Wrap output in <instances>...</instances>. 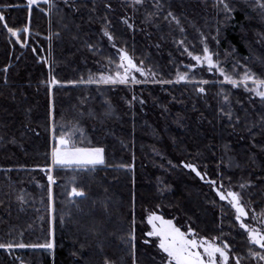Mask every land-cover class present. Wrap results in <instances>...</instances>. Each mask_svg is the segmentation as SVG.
<instances>
[{
    "label": "trees",
    "instance_id": "obj_1",
    "mask_svg": "<svg viewBox=\"0 0 264 264\" xmlns=\"http://www.w3.org/2000/svg\"><path fill=\"white\" fill-rule=\"evenodd\" d=\"M234 2L242 6L240 1ZM52 3L55 6L50 11H45L48 3H40L29 14L27 0H0L9 26L29 23L31 28L24 36L28 46H22L0 22V242L14 239L18 244L40 245L45 237L52 238L49 229H55L51 251L30 246L0 249V264H105V259L112 264H132L127 234L133 215L137 264H153L140 243L149 210L175 218L185 229L191 225L201 234L222 236L235 255L249 260V242L229 206L181 161L196 164L222 186L241 192L244 203H254L261 213L264 124L260 116L264 115V102L249 97L242 87L221 83L216 72L188 69L186 51L202 53L203 34L214 59L226 72L233 71L235 65V74L242 73L247 64L264 77L262 16L255 17L236 5L234 19L225 24L223 13L213 8V0H144L135 8L133 0H75L76 9L63 0ZM121 8L132 15V31L121 20ZM156 11L159 15L146 16ZM169 11L179 18L180 25L165 19ZM105 21L111 22L107 27L116 46L155 73L153 84L114 86L117 92L113 93L111 86L94 82L100 72L115 70L116 64H110L109 58L118 63L100 35ZM180 40L187 45L186 51ZM5 64L10 65L7 83L2 71ZM50 67L57 79L77 83L54 86L50 96L48 86L42 83ZM178 70L195 75L196 81L176 82ZM90 76L93 82H88ZM200 86L206 92L200 93ZM222 87L230 94L239 122L219 112L220 107L228 110L222 103ZM129 92L143 98L145 115L135 108V102L128 104ZM108 101L111 108L106 111ZM53 105L56 123L71 126L78 121L83 130L82 137L76 138L80 146H102L106 161L93 169L53 171L57 178L52 185L54 225L47 181L41 168L32 167L48 162ZM125 164L134 167L124 168ZM248 180L253 183L241 188ZM73 187L83 193L72 196ZM21 194L23 201L17 199Z\"/></svg>",
    "mask_w": 264,
    "mask_h": 264
},
{
    "label": "snow or ice",
    "instance_id": "obj_2",
    "mask_svg": "<svg viewBox=\"0 0 264 264\" xmlns=\"http://www.w3.org/2000/svg\"><path fill=\"white\" fill-rule=\"evenodd\" d=\"M66 5H70L72 9H76L77 5L75 0H63ZM38 0H27V7L29 9V14H31L32 7L37 5ZM144 0H133V7L135 8L138 4H143ZM49 7L45 11H50L55 5L52 3V0H48ZM111 8V4L108 5ZM214 7L218 9L219 12L223 13L224 20L223 23L227 24L234 19L236 12V4L234 0H214ZM256 7L261 10L262 19H264V0H256ZM159 4H157V9ZM153 15H159V11L148 12L146 16L151 18ZM175 21L177 25H180L179 18L171 11L167 12L165 19ZM121 20L124 21L128 27H134V23L129 22L128 17H121ZM0 22H3L2 26L7 30V32L15 37V40L18 41L22 46H28V40L24 38L25 34H30L31 28L30 24L26 23L19 27L9 26L7 23L5 12L0 10ZM110 21H105L106 27L103 29L104 35L109 38L110 41L114 40L112 32L108 30L107 25ZM183 31V28H181ZM217 36L215 37L217 45H219V33L220 28L216 29ZM52 33H49V39L51 40ZM203 43L202 53H195L192 51H187V55L192 57L197 63H189L186 65L188 69L197 68L199 65H207V70L209 72L219 69L223 81L227 82L234 88H244L248 93L249 97L255 96L259 97L262 102H264V77L258 76L252 69L248 68L247 64L244 65V71L239 74H230L225 71V69L220 65V62L214 59V53L210 50L207 44V37H204L201 34ZM179 44L184 45V41H178ZM89 48L94 46L89 44ZM185 50H187V45H184ZM33 52L36 49L33 47ZM49 51L51 49L49 48ZM41 60H45V57H40ZM109 63L116 64L114 73L109 74L107 72H100L95 79V83L100 84H133L140 83V80L137 79L135 73H140L143 75H149L144 67V62L141 60L139 64L133 58L132 55L125 48H120L118 52V63L112 61L109 58ZM239 63L238 61L236 62ZM10 65L5 64L3 67V79L4 82L8 81V71ZM235 71V65L234 69ZM155 76V73H151ZM196 81L195 75L189 76L188 72L177 71L175 76V81ZM88 82H93V78L90 76ZM165 81H160L164 83ZM48 86L49 95H52V90L54 86H63L64 84H76L77 81H61L57 79L56 75L53 74V70L49 68V74L46 81H42ZM167 83H172V81H167ZM201 84L208 83V81H199ZM198 91L200 93L206 92V89L203 86H200ZM221 93H225V89L221 88ZM15 98V97H13ZM107 99V98H106ZM137 97L133 96L132 100L127 101L131 106L133 100H136ZM141 103H143V98L139 97ZM222 103L228 108L225 110V107H220L219 112L227 117L230 121L239 122L241 117L239 115L233 114L231 108L230 94L225 93L222 97ZM111 108V102L108 101L107 110ZM30 111V109H29ZM52 123L50 126L51 136H52V145L50 152L47 154V160L44 165H33L34 168H41L46 171L47 175V195H48V209L51 216V221L54 225L56 221V206L53 200L52 194V185L57 182L56 176L53 174L54 170L65 169V168H88L89 166L95 167L96 165L105 164V149L102 146H89L83 147L80 146L78 141L74 138L76 132L82 131L79 128L77 121L71 126L67 124L58 125L55 120V111L54 105L53 110L50 113ZM260 122L264 124V115L260 116ZM235 127V123L232 125ZM251 132V129H248ZM255 135V133H252ZM2 139V138H0ZM255 143V141H253ZM227 148V145H225ZM183 166L187 169H191L196 173V175L206 183L212 185L215 189L216 194L219 196L220 200L226 201L228 205L234 209V219L239 222V228L244 231L246 238L249 242V247L247 249L248 253L252 257L257 258V264L259 262H264V210L261 213L256 214L255 209L251 208V205L244 203V198L241 192L229 188H223L222 183H219L216 179H213L208 173L201 172L196 164L191 162L181 161ZM21 168L26 167L25 165H20ZM124 168L132 169L134 165L125 164ZM39 183V182H37ZM162 183V181H161ZM253 182L251 180L246 181L244 184H241L240 187L244 188L246 185H250ZM164 187H167L165 185ZM23 192V190H21ZM73 194H82L83 189H78L73 187L71 189ZM18 200H24V194L17 196ZM2 203V201H0ZM157 209L160 208V205L156 206ZM250 211L253 213L251 215L250 221H246L245 218L250 216ZM63 220V217H60ZM150 226L146 232V238L144 240L145 244L151 245L154 251L153 264H229L230 254H232L235 264H241V257L236 256L232 250V245L227 239H223L222 236H210L206 234H201L195 227L188 225L186 229L182 226H179L175 222V218H166L165 215L160 214L157 210H149L146 217V227ZM54 226L49 229V233L52 235V238L49 239L45 237L44 243L40 245H26L24 243H16L15 240H7L0 242V249L12 250L15 248L21 247H43L47 249H53L55 247V238H54ZM128 243L130 244L131 254H132V264H137L136 259V219L133 215L130 230L128 232ZM153 238V239H147ZM255 246H258L259 250L255 249ZM158 257V261L156 260ZM23 264V261H21ZM105 264H112L111 261L105 259Z\"/></svg>",
    "mask_w": 264,
    "mask_h": 264
},
{
    "label": "rangeland",
    "instance_id": "obj_3",
    "mask_svg": "<svg viewBox=\"0 0 264 264\" xmlns=\"http://www.w3.org/2000/svg\"><path fill=\"white\" fill-rule=\"evenodd\" d=\"M234 1H237V0H234ZM238 1H240L241 3H242V6H240V5H238V4H236L240 9H244L245 11H247V12H249V13H252L255 17H256V15L257 16H262V13H261V10L258 8V7H256V0H238ZM40 3H48V0H38V3L37 4H40ZM213 3H214V0H213ZM35 6V5H34ZM246 7H248V8H246ZM213 8H215V11L217 12L218 11V9L216 8V7H213ZM119 11L121 12V15L122 16H124V17H128L129 19L131 18V14H128L127 13V10L125 9V8H121V9H119ZM219 12V11H218ZM255 19H257V21H256V23H258L260 20V18H254V20ZM124 22V21H123ZM129 22H130V20H129ZM130 23H134V22H130ZM128 26V25H127ZM264 26V25H263ZM129 29H130V31H132L133 29H134V27H129ZM100 35H101V37H103V39H104V41H105V43L107 44V46L115 53V55L117 56V58H118V52H119V48L116 46V44H115V42H114V40H112V41H110L109 40V38L107 37V36H105L104 35V32H103V30H100ZM185 50V49H184ZM186 51V50H185ZM186 54H187V51H186ZM187 60L190 62V63H197L196 61H194V59L192 58V57H190V56H187ZM39 62V61H38ZM197 68H204L209 74L210 73H213V72H216L215 73V75H217L218 76V78L221 80V83H227V82H222L223 81V77H222V75H221V73H220V71H219V69H215L214 71H212V72H209L208 70H207V65L206 64H204V65H199L198 64V66H197ZM146 69V68H145ZM194 69H196V68H194ZM263 69H264V66H263ZM191 70H193V69H191ZM115 71V70H114ZM114 71H110V70H106L105 72H107V73H109V74H112V73H114ZM146 71L149 73V75H143V74H140V73H135V75L137 76V79H139L140 80V83H133V84H128V85H124V84H117V85H112V84H100V85H103V86H111L110 88H111V92H113V93H116L117 91H116V89H114L115 87L114 86H129V87H132V86H137V85H146V84H153L151 81H153L154 80V77H153V75H151V73L146 69ZM243 71H244V68H243ZM228 73H230V74H235V73H238V70H235V71H231V72H228ZM228 84V83H227ZM129 93H131V100H132V98H133V96H136L137 97V99L136 100H133V103L135 102V104H136V106H135V108H137L138 110H139V112L142 114V115H145L146 114V108H145V106H147L146 104H145V102H144V100H143V103H141L140 102V100H139V96L138 95H135L133 92H129ZM132 108V107H131ZM50 112L52 111V108L50 107ZM105 118V117H104ZM51 126V125H50ZM82 133H83V130L82 131H78V132H76V134H75V136H74V138L76 139L77 138V136L79 137V138H81L82 137ZM49 137H50V146L52 145V143H53V141H52V136H51V131H50V127H49ZM98 166H100V165H96L95 167H93V166H89L88 168H86V169H89V168H91V169H93V168H96V167H98ZM182 166H183V164H182ZM184 167V166H183ZM185 168V167H184ZM69 169V168H68ZM72 169H75V170H77V168H72ZM79 169H85V168H79ZM186 170H188V171H190L194 176H195V178L200 182V183H202V184H204V185H208V186H210V189H211V191L216 195V197L219 199V201H221V202H223V203H225L227 206H229L228 205V203L226 202V201H222V200H220V198H219V196L216 194V192H215V189H214V187L212 186V185H210V184H208V183H206L205 181H203V180H201L197 175H196V173L194 172V171H192L191 169H187V168H185ZM41 172L43 173V175H44V178H45V180L47 181V175H46V171L45 170H43V169H41ZM230 186H223V188H229ZM231 189H233L234 190V188H232V187H230ZM72 196H80V194H73L72 193ZM245 204H249V205H251V208H254L255 209V213L256 214H259V212H258V210H257V208L254 206V203H251V202H247V203H245ZM263 206H264V196H263V204H262ZM229 208H230V210H231V212H232V216H233V220L235 221V219H234V209H232L230 206H229ZM148 214V213H147ZM147 214L144 216V224H145V226H144V228H143V230H142V233H143V235H144V238L143 239H140V243L143 245L142 247L144 248V251H145V253H146V255L147 256H149V257H153L154 256V249L152 248V246L151 245H148V244H145L144 243V240H145V238H146V232L148 231V229L150 228V226H147L146 227V217H147ZM253 213L250 211V216L248 217V218H245L246 219V221H250V218H251V215H252ZM221 216H223V215H221ZM221 216H219V217H221ZM166 218H168V217H166ZM170 219V218H169ZM217 221L219 222V223H221V221H220V218H218L217 219ZM236 222V224H237V227L239 228V222L238 221H235ZM240 229V228H239ZM241 230V229H240ZM242 232H244L243 230H241ZM147 239H153V238H147ZM255 248L256 249H258L259 250V248H258V246H255ZM45 249H47V248H45ZM47 250H52V249H47ZM237 256V255H236ZM158 257H156V260L158 261ZM229 264H235V260L233 259V256H232V254H230V260H229ZM241 264H257V258H255V257H252L251 256V258L249 259V260H243V259H241ZM259 264H264V262H259Z\"/></svg>",
    "mask_w": 264,
    "mask_h": 264
}]
</instances>
